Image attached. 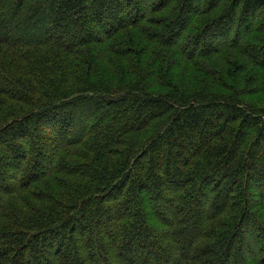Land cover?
Here are the masks:
<instances>
[{"label": "trees", "instance_id": "obj_1", "mask_svg": "<svg viewBox=\"0 0 264 264\" xmlns=\"http://www.w3.org/2000/svg\"><path fill=\"white\" fill-rule=\"evenodd\" d=\"M263 98L264 0H0V264H264Z\"/></svg>", "mask_w": 264, "mask_h": 264}, {"label": "rangeland", "instance_id": "obj_2", "mask_svg": "<svg viewBox=\"0 0 264 264\" xmlns=\"http://www.w3.org/2000/svg\"><path fill=\"white\" fill-rule=\"evenodd\" d=\"M206 60H203L202 62H205ZM195 70H193L192 72H194ZM195 75H200V73H194ZM193 74V75H194ZM264 99V98H263Z\"/></svg>", "mask_w": 264, "mask_h": 264}]
</instances>
